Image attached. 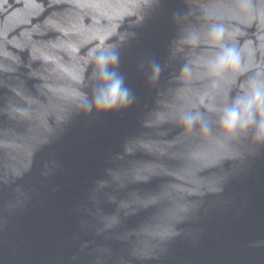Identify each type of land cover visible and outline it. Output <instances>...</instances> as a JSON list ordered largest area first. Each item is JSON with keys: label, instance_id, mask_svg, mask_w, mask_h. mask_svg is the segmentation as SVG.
Listing matches in <instances>:
<instances>
[{"label": "clouds", "instance_id": "obj_1", "mask_svg": "<svg viewBox=\"0 0 264 264\" xmlns=\"http://www.w3.org/2000/svg\"><path fill=\"white\" fill-rule=\"evenodd\" d=\"M163 2L150 0L148 17ZM171 23L175 35L168 59L162 63L144 55L137 61V71L152 93L151 103L138 113L137 127L121 139L119 151L107 150L103 175L92 181L71 209L78 229L72 240L87 253L89 264H159L177 239L197 244L203 229L195 225L202 216L217 204L230 203L223 199L227 186L256 159L264 158V43L257 57L250 41L241 46L238 40L253 23L264 33V0H183V6L171 12ZM141 27L124 25L122 38L113 37L105 44L108 37L104 36L100 44L87 49L71 110L59 120L49 119V131L33 144L28 162L9 173L0 172V186L14 184L22 192L21 182L34 166L39 169L40 184L63 170L54 153L36 157L59 143L77 117L92 121L123 115L140 104V96L126 82L120 66L123 50ZM177 61L179 75L171 70ZM48 102L25 85L20 95L0 97V117L17 125L18 134L27 137ZM6 131L0 128V137ZM194 153L203 159L194 158ZM206 160L214 161L210 181L181 182L186 191L173 187L178 181L166 170L183 173ZM154 181L158 183L149 191L137 187ZM30 199L25 195L10 204V213L23 211ZM177 206L167 233L146 237L143 229L157 222L162 208ZM149 209L155 211L141 224L127 226L128 218ZM7 223L0 216V232ZM113 242L120 247H113ZM250 246L264 247V240Z\"/></svg>", "mask_w": 264, "mask_h": 264}]
</instances>
